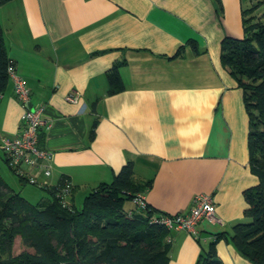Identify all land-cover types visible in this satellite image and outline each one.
<instances>
[{"label": "crops", "instance_id": "obj_1", "mask_svg": "<svg viewBox=\"0 0 264 264\" xmlns=\"http://www.w3.org/2000/svg\"><path fill=\"white\" fill-rule=\"evenodd\" d=\"M241 11V0L0 6L7 54L48 120L39 142L53 152L49 185L70 180L75 204L131 163L136 180L151 181L143 194L156 212H185L196 194L213 195L222 223L203 219L197 237L171 230L168 264H195L216 234L221 264H255L230 240L234 224L247 220L244 191L259 182L249 166L243 89L220 57L225 36H243ZM114 64L122 87L111 92L106 72ZM21 113L9 77L0 136L19 133Z\"/></svg>", "mask_w": 264, "mask_h": 264}, {"label": "trees", "instance_id": "obj_2", "mask_svg": "<svg viewBox=\"0 0 264 264\" xmlns=\"http://www.w3.org/2000/svg\"><path fill=\"white\" fill-rule=\"evenodd\" d=\"M9 0H0V6ZM243 36H225L221 41V63L243 89L249 117V166L259 182L246 189L247 220L237 222L230 240L236 249L255 264H264V21L251 22L242 9ZM189 44L194 46V41ZM9 58L0 25V95L9 75ZM110 91L122 87L116 64L106 72ZM0 158L7 164L0 149ZM56 185L41 187L49 200L33 204L13 191L0 175V264H168L170 231L150 224L145 210L128 214L125 208L136 193H143L151 181L134 178L131 163L124 165L109 183L89 191L77 208L63 205ZM22 182H26L20 179ZM73 191V187H72ZM72 193V192H71ZM131 209V208H130ZM29 249L13 254L14 237ZM200 252L195 264H221L214 241Z\"/></svg>", "mask_w": 264, "mask_h": 264}, {"label": "built area", "instance_id": "obj_3", "mask_svg": "<svg viewBox=\"0 0 264 264\" xmlns=\"http://www.w3.org/2000/svg\"><path fill=\"white\" fill-rule=\"evenodd\" d=\"M7 71L13 82V94L22 107V113L19 133L13 137L0 136V149L5 155L7 166L17 177L39 188L50 186L47 180L52 173L53 152L42 147L39 142L42 129L48 125V120L43 115V106L29 105L31 102L30 88L26 80L18 74L12 60ZM65 99L76 102L77 96L68 94ZM72 187L68 179H63V185L59 186L57 196L62 200L63 205L67 204ZM131 203L133 208L128 210L129 215L134 210H145L148 205L143 193H136L132 196ZM203 219L212 223H222V219L216 212L213 195L208 193L196 194L185 212L173 214L153 212L148 222L162 226L168 231L182 229L197 237V225ZM166 241H171L170 235L167 236Z\"/></svg>", "mask_w": 264, "mask_h": 264}, {"label": "rangeland", "instance_id": "obj_4", "mask_svg": "<svg viewBox=\"0 0 264 264\" xmlns=\"http://www.w3.org/2000/svg\"><path fill=\"white\" fill-rule=\"evenodd\" d=\"M241 4L242 9L245 11V17L249 19V21H264V0H241ZM0 175L13 191L18 192L33 204L41 203L50 198L46 191L36 185L25 182L22 183L1 158ZM84 196L75 202L74 205L77 208L82 206ZM131 207H133V204L130 201L126 202L125 208L130 209ZM24 250L29 249L23 244L19 236L14 237L12 246L13 254H18Z\"/></svg>", "mask_w": 264, "mask_h": 264}, {"label": "water", "instance_id": "obj_5", "mask_svg": "<svg viewBox=\"0 0 264 264\" xmlns=\"http://www.w3.org/2000/svg\"><path fill=\"white\" fill-rule=\"evenodd\" d=\"M30 106H32V103L30 102V104H29Z\"/></svg>", "mask_w": 264, "mask_h": 264}]
</instances>
